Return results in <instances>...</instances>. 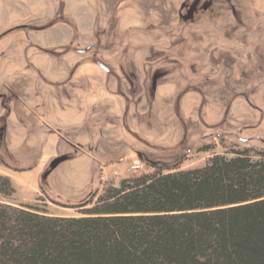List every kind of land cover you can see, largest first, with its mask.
I'll use <instances>...</instances> for the list:
<instances>
[{
	"label": "rangeland",
	"instance_id": "rangeland-1",
	"mask_svg": "<svg viewBox=\"0 0 264 264\" xmlns=\"http://www.w3.org/2000/svg\"><path fill=\"white\" fill-rule=\"evenodd\" d=\"M119 1L130 9L128 15L143 14L141 20L122 29L110 24L101 4L115 7ZM116 12L112 10V20ZM73 13L83 24H77ZM65 26L72 37L63 46L51 47L67 39ZM131 26L137 28L126 30ZM14 31L31 33L29 47L54 62L65 64L63 58L78 55L81 63L110 66L109 80L125 78L129 84L118 88L127 102L125 111L123 98L110 103L116 118H104L108 110L100 105L95 125L90 121L89 126L56 128L59 143L50 150L35 188L27 190L28 199L24 192L14 194L11 178L32 167L1 149L0 170L11 177L0 176L9 179L11 192L0 195V203L80 217L81 208L75 205L96 191L95 202L122 180L161 168L164 173L201 168L213 156H228L231 148L264 150V0H0V40ZM118 31L122 35L110 37ZM161 85L172 91L163 103L157 100ZM105 86L109 92L115 89L109 82ZM63 89L72 95L67 85ZM189 93L200 96V113L185 112L184 107L180 113L171 111L169 105ZM145 102L152 104L149 112L144 107L141 121L138 115ZM155 131L162 136H153ZM82 154L91 159L70 161ZM134 165L140 167L134 170Z\"/></svg>",
	"mask_w": 264,
	"mask_h": 264
},
{
	"label": "trees",
	"instance_id": "trees-1",
	"mask_svg": "<svg viewBox=\"0 0 264 264\" xmlns=\"http://www.w3.org/2000/svg\"><path fill=\"white\" fill-rule=\"evenodd\" d=\"M230 150L95 191L80 217L0 203V264H264V150Z\"/></svg>",
	"mask_w": 264,
	"mask_h": 264
},
{
	"label": "crops",
	"instance_id": "crops-1",
	"mask_svg": "<svg viewBox=\"0 0 264 264\" xmlns=\"http://www.w3.org/2000/svg\"><path fill=\"white\" fill-rule=\"evenodd\" d=\"M105 3L101 4L103 5L105 18L110 17L109 23L114 24L119 29H122L124 24L139 22L143 17V14L133 13L128 15L130 9L125 8L122 1H119L115 7H107V3ZM112 10L117 11L113 15V20ZM131 11L134 12L133 9ZM124 13L127 14L123 15ZM72 16L77 24L79 22L83 24V21L75 17V13ZM94 20L97 21L96 18ZM89 21H91L90 16L87 23ZM13 25H9L3 31ZM77 26L79 28V25ZM134 27L137 28L131 26L126 30ZM67 29V39L61 40L60 43H52L51 47H56L59 44L63 46L68 43L73 32L70 28ZM122 31L113 32L110 37H118L122 35ZM30 37L31 33L29 32L14 31V33L8 34L0 40V154H2L1 149H3L8 154L13 155L19 164L32 167L28 171L17 173L20 174L18 178H11L14 194L20 195L24 192V197L27 199L30 197L27 190L35 188L34 185L37 184L38 177L49 159L50 150L59 143V133L56 128L65 127L61 128V130H65L67 127H83L85 123L89 126L90 121L93 124L95 113L100 105L108 110L109 115L106 114L104 118H116L118 114L114 112V107L110 103L114 99L119 98L120 101L123 98L125 111L127 102L124 99V94L118 88L122 87L124 82H126V85L129 84L125 78L123 80L116 79V81L115 79L109 80L107 74H112L110 66L105 70L88 61L81 63L78 55L71 56L70 60L63 58L67 61L65 64L56 60L54 62L47 55H41L42 53L38 48L32 49V47H29ZM55 38H58L57 34ZM39 45L41 49L47 48L45 45ZM113 55H117V53H113ZM119 65V63L114 64V66L121 69L122 65ZM70 70L71 73H69ZM64 81H66V84H64ZM108 82L111 87L115 86V89H111L110 92L105 86ZM64 85L72 89L71 96H69L70 93L65 95L68 90L64 91ZM160 87L157 100L163 103L167 101L172 91L168 87L162 85ZM172 87L175 92L174 86ZM96 88H99V92ZM193 95L190 93L183 95L179 103H174L173 107L169 105V108L171 111L174 109V111L180 113V110L184 107L185 112L196 110L199 114L203 102L197 93H193ZM151 102L154 104V100ZM151 102H145L142 105L143 111L138 115L139 120L142 121L140 116L144 112V107L149 112ZM158 105L160 104L158 103ZM221 114L223 115V112H220L219 117H222ZM175 116L176 114H174ZM98 118H101V116H98ZM197 118H199V115ZM181 119L184 118L181 117ZM87 120L88 122H86ZM176 121L183 130L182 121H179L177 117ZM157 132L152 133L153 136L154 134L162 136ZM184 132L182 135H185ZM179 135L180 140L183 136ZM90 137L91 135H88L87 143L91 142ZM105 143H108V141H105ZM88 159H91V157L82 154L70 161L79 162L80 164ZM0 174L11 177L8 172L2 170H0Z\"/></svg>",
	"mask_w": 264,
	"mask_h": 264
},
{
	"label": "water",
	"instance_id": "water-1",
	"mask_svg": "<svg viewBox=\"0 0 264 264\" xmlns=\"http://www.w3.org/2000/svg\"><path fill=\"white\" fill-rule=\"evenodd\" d=\"M90 47H87V49H89ZM102 68H104L105 70H107V68L105 66H103L102 64H99ZM58 163L57 160H55L54 162H52L50 165L51 167H54L56 164Z\"/></svg>",
	"mask_w": 264,
	"mask_h": 264
},
{
	"label": "built area",
	"instance_id": "built-area-1",
	"mask_svg": "<svg viewBox=\"0 0 264 264\" xmlns=\"http://www.w3.org/2000/svg\"><path fill=\"white\" fill-rule=\"evenodd\" d=\"M140 166L139 165H134L133 167H132V169H138Z\"/></svg>",
	"mask_w": 264,
	"mask_h": 264
},
{
	"label": "flooded vegetation",
	"instance_id": "flooded-vegetation-1",
	"mask_svg": "<svg viewBox=\"0 0 264 264\" xmlns=\"http://www.w3.org/2000/svg\"><path fill=\"white\" fill-rule=\"evenodd\" d=\"M149 84H150V82H149ZM151 84H152V86H154L155 85V80L151 81Z\"/></svg>",
	"mask_w": 264,
	"mask_h": 264
}]
</instances>
